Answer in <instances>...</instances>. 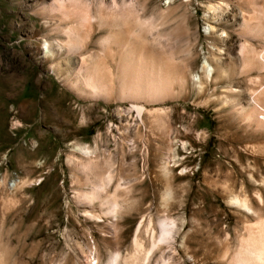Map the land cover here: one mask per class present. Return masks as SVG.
<instances>
[{"label": "rangeland", "instance_id": "obj_1", "mask_svg": "<svg viewBox=\"0 0 264 264\" xmlns=\"http://www.w3.org/2000/svg\"><path fill=\"white\" fill-rule=\"evenodd\" d=\"M54 1L0 0V264H237L264 218V129L237 114L264 88L246 63L264 54V0H101L122 24L113 59L141 45L184 79L156 101L123 96L111 61L107 98L59 82L54 67L61 79L69 58L81 65L73 49L98 55L108 30L67 41L79 24L51 13ZM43 42L61 56L42 58Z\"/></svg>", "mask_w": 264, "mask_h": 264}, {"label": "bare ground", "instance_id": "obj_2", "mask_svg": "<svg viewBox=\"0 0 264 264\" xmlns=\"http://www.w3.org/2000/svg\"><path fill=\"white\" fill-rule=\"evenodd\" d=\"M101 6V0L54 1L53 6L51 7V13H57L66 20H70L71 17H76V22L79 24L80 30H78L74 26H68L66 28L64 34L67 38V41H77L80 39L81 34L88 37L93 32V30H108V36L102 38L99 41V44L106 45V47H102L98 55H94L92 53H87L88 55H84L80 53L78 48L73 49L72 52H74V55H76V57L79 59L81 65L79 68H72V59L69 58L68 61L65 62L64 72L66 73V75L61 79H59L60 70L58 69V67H54V75L56 79L59 80V82H61L67 89L71 90L74 93L79 92V85L80 83H82L81 85H83V88L85 87V89H91V94L89 95V97L91 99L93 98L94 100H97L99 98H107V96L111 94V91L109 90L112 89H108L107 86L110 84L114 85L115 82L124 88H130L126 91L121 90V94L123 96L127 94L137 98L141 96V98H148L152 101L160 100L162 98L164 99L172 94V92L166 90V88L169 87L168 84L176 83L180 87L184 86V79L181 76H174L170 78L168 77L164 69L158 67V65H156L155 63H149L150 61L148 62L147 60L149 56L145 58V54L142 52L144 48L141 45L136 46L135 51L130 49L126 51L127 48L130 47L128 46L130 42L125 43L124 41H122L126 44L125 48L122 49V46L120 48L122 49V51L118 48L120 50L119 53H116L118 55V59H113L114 57L112 55V52L114 50V47L117 48L118 41L121 40V37H119L117 33H114L113 30L122 26V24L114 19H109V17L108 19L103 18L101 13L99 12V8H101ZM130 31L131 29L124 27V29L122 28V31H120L119 33H123L124 35H126L130 34ZM126 36L129 37V35ZM126 39L127 38H125V40ZM137 49H140L141 51L139 52L137 51ZM62 50H64V48H62ZM42 51L44 54L42 58L49 61L55 59V57L57 56H61L62 54L61 50L60 53H56L55 51L50 49V46L47 42H43ZM136 52L139 53H137V57L134 58V56H136ZM147 54L149 55L151 53ZM109 61H111L112 64L114 63L117 76L113 79V82L107 84L104 83L103 80H101L100 74L108 69L106 64ZM255 61H257L260 70H264V54L257 56L254 60H246V63L251 66ZM134 66L135 70L132 68ZM145 69H151L150 73H145ZM202 69L205 74V79H212V75L215 71L214 68L203 63ZM85 92L86 91H83L82 94H85ZM245 100V111L242 114L236 111L237 114L240 116V118L245 120L248 125H254L256 128L263 131L264 105L262 103H264V88L254 90L252 92L247 91ZM134 109L138 114L141 113V107L134 106ZM73 149L82 154L87 159V161H91V151L89 152L85 147L79 146H74ZM77 195L79 197V194ZM92 197V195L89 196L90 200ZM98 198L99 197H97V199ZM245 203L246 202L235 200V204L249 211ZM107 204H109L111 207V213L115 214L117 210V204L114 202H108ZM167 226L168 225L164 222H160L159 229L162 235L166 234V232L168 231V229H166ZM133 246L134 248L139 247L138 243L135 240L133 242ZM240 251L241 252L237 254L234 259L237 264H264V218H258L256 222L251 227H249L248 237L247 239H243ZM117 259L115 257V259L112 260L111 264H115V261H117ZM124 264L127 263L124 261ZM128 264H133V262H129Z\"/></svg>", "mask_w": 264, "mask_h": 264}]
</instances>
